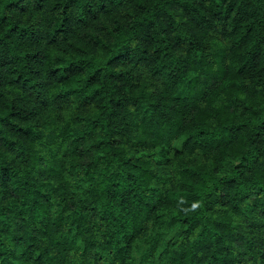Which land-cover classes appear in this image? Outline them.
I'll list each match as a JSON object with an SVG mask.
<instances>
[{"label": "trees", "instance_id": "1", "mask_svg": "<svg viewBox=\"0 0 264 264\" xmlns=\"http://www.w3.org/2000/svg\"><path fill=\"white\" fill-rule=\"evenodd\" d=\"M0 264H264V0H0Z\"/></svg>", "mask_w": 264, "mask_h": 264}, {"label": "rangeland", "instance_id": "2", "mask_svg": "<svg viewBox=\"0 0 264 264\" xmlns=\"http://www.w3.org/2000/svg\"><path fill=\"white\" fill-rule=\"evenodd\" d=\"M225 75L226 73L223 74V76ZM200 117H201V112L199 110V107L188 109L184 112L182 125H184L185 123L188 124L196 120H199L201 119Z\"/></svg>", "mask_w": 264, "mask_h": 264}]
</instances>
